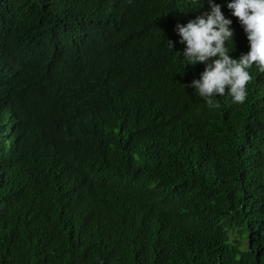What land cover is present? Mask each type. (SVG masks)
<instances>
[{
	"label": "trees",
	"instance_id": "obj_1",
	"mask_svg": "<svg viewBox=\"0 0 264 264\" xmlns=\"http://www.w3.org/2000/svg\"><path fill=\"white\" fill-rule=\"evenodd\" d=\"M215 2L239 57L246 35ZM191 7L0 0V264H264V72L250 69L244 104L209 107L177 52ZM87 15L136 46L111 60L120 105L81 82L78 66L100 63ZM5 127L27 152H9Z\"/></svg>",
	"mask_w": 264,
	"mask_h": 264
},
{
	"label": "clouds",
	"instance_id": "obj_2",
	"mask_svg": "<svg viewBox=\"0 0 264 264\" xmlns=\"http://www.w3.org/2000/svg\"><path fill=\"white\" fill-rule=\"evenodd\" d=\"M183 1L190 6L192 3L191 8L195 11V14L188 16L191 19L187 23H178L175 26L179 36L178 42L184 45L183 50L177 51L184 62L183 68H187L183 77L187 75L190 66L194 67L189 77L192 81L187 87L192 88L209 107H219L217 98L226 95L230 97L231 103L244 104L248 97V83L253 78L250 69L255 66L259 71L264 72V0H226V7L231 10L233 17L238 18L249 45L248 51L241 53L239 57L230 55L235 50L234 30L231 27L233 20L222 12V5L215 0H206L205 4H203L204 0ZM104 22L106 23L102 24L98 17L87 15L82 29L86 30L91 25L101 29L102 35L100 34L95 41V49H93L98 51L100 63L95 67L80 65L78 68L82 76L81 82L89 84L94 81L95 87L102 88L107 96L120 105L122 100L114 91L118 70L111 68V60L115 56L123 59L129 53H135L136 46L128 35L127 27L121 32L118 46H115L112 42L114 34L112 31L116 22L114 20ZM123 24L125 26L126 23ZM167 43L172 50L173 42L169 40ZM156 65L159 67L154 59L151 66L144 63V67H140V70L144 75L146 67L152 71L151 67ZM189 97L190 95L187 96L188 99ZM183 103L179 101L177 111ZM23 115L32 120V117L24 113ZM4 131L5 128L2 129V141L11 144L9 152L19 155L28 151L31 140L26 135H18L11 139L8 138L9 133L6 136Z\"/></svg>",
	"mask_w": 264,
	"mask_h": 264
},
{
	"label": "bare ground",
	"instance_id": "obj_3",
	"mask_svg": "<svg viewBox=\"0 0 264 264\" xmlns=\"http://www.w3.org/2000/svg\"><path fill=\"white\" fill-rule=\"evenodd\" d=\"M5 135H7L8 134V130H7V128L5 127Z\"/></svg>",
	"mask_w": 264,
	"mask_h": 264
}]
</instances>
